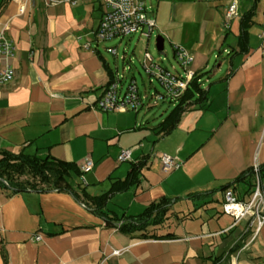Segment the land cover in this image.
Returning a JSON list of instances; mask_svg holds the SVG:
<instances>
[{
	"label": "crops",
	"instance_id": "1",
	"mask_svg": "<svg viewBox=\"0 0 264 264\" xmlns=\"http://www.w3.org/2000/svg\"><path fill=\"white\" fill-rule=\"evenodd\" d=\"M231 1L157 0L149 6L158 33L173 48L192 52L194 70L215 75L203 103L190 106L172 132L158 137L160 122L142 113L151 103L125 112L95 106L111 73L119 77L95 38L103 0H0V30L7 26L16 46L9 58L15 76L0 85V149L80 167L90 158L93 167L73 185L78 178L92 195L147 159L140 181L117 193H124L121 201L126 197L125 216L177 199L165 222L152 228L169 235L138 238L108 226L68 191L10 193L0 187V264H264V227L223 211L226 189L240 199L251 194L245 182L228 184L264 165V0H239L238 15L225 27ZM252 8L242 51V20ZM225 53L217 68L210 66L212 56ZM127 148L131 159L120 162ZM164 152L183 165L164 172Z\"/></svg>",
	"mask_w": 264,
	"mask_h": 264
},
{
	"label": "built area",
	"instance_id": "2",
	"mask_svg": "<svg viewBox=\"0 0 264 264\" xmlns=\"http://www.w3.org/2000/svg\"><path fill=\"white\" fill-rule=\"evenodd\" d=\"M51 3H57L58 0H49ZM71 1V0H68ZM239 0H232L227 8L225 16V27H229L231 21L238 15ZM150 7L146 0H103V13L99 27L95 32V38L98 42L123 38L133 34H140L148 40L157 31L158 25L156 19L149 16ZM26 6L20 7L23 14ZM264 27V26H263ZM7 26L0 30V85L10 82L15 76V70L9 63V58L14 55L16 46L12 40L7 38L5 32ZM264 37V29L261 33ZM108 51L117 54V48L108 47ZM174 56L180 64L181 72H172L167 67L157 63L149 51H146L143 64L151 77H156L165 89V93L156 91L154 94L156 100H165L170 98L172 102H177L186 92L191 81L197 73L192 68L194 55L190 50L182 46L174 47ZM121 79L116 77L104 90L96 107L103 110H117L125 112L129 109H138L143 105L148 96H143L139 92L136 81H132L125 92L121 90ZM155 100V101H156ZM131 149H123L119 154V161L124 162L131 159ZM162 170L172 172L183 165L178 156L167 152L160 154ZM93 161L88 158L82 165V170L86 171L93 167ZM256 172L259 165L253 166ZM255 187L247 199H240L234 189L228 188L224 193L223 211L232 216L236 221L244 218H251L256 223L257 229L264 227V181L256 176ZM37 239L41 235L36 236ZM123 250H114V254H121Z\"/></svg>",
	"mask_w": 264,
	"mask_h": 264
},
{
	"label": "trees",
	"instance_id": "3",
	"mask_svg": "<svg viewBox=\"0 0 264 264\" xmlns=\"http://www.w3.org/2000/svg\"><path fill=\"white\" fill-rule=\"evenodd\" d=\"M253 14L254 9L252 8L242 20L239 36L242 51H246L248 48L249 27L252 23ZM207 73L209 71H197L185 94L175 103L165 119L157 125L156 135L158 137L172 132L177 127L182 114L190 106L203 103L206 99L207 90L203 88L202 81ZM114 80L115 74L112 72L108 85ZM146 163L147 159L133 164L125 179H111V186L106 192L92 195L86 190L82 182H76V186L73 185L74 179L84 173L76 163L66 162L51 156L41 157L24 151L15 153L0 149V187L7 189L10 193L27 190L39 192L68 191L90 211L100 216L108 226L116 227L126 235L138 238L166 237L169 234L157 235L152 228L165 222L169 208L177 199L163 198L159 202L151 203L137 215L119 216L108 209V203L113 195L128 190L140 181V175ZM257 174L263 182L264 165H259L258 172L253 166L245 170L228 186L237 182H245L250 187L247 192H253ZM3 257L7 261L4 251Z\"/></svg>",
	"mask_w": 264,
	"mask_h": 264
},
{
	"label": "rangeland",
	"instance_id": "4",
	"mask_svg": "<svg viewBox=\"0 0 264 264\" xmlns=\"http://www.w3.org/2000/svg\"><path fill=\"white\" fill-rule=\"evenodd\" d=\"M156 2L157 0H146L147 6H156ZM149 15L151 16V13ZM158 35L159 33L156 31L148 40L147 38H144L140 34L136 33L133 35L124 36L123 38H115L100 42V47L104 55L110 60L113 68L115 70L118 69L117 72L119 74V78L122 80L120 84L122 85L121 90L125 92L129 84L132 81H136L140 94L143 96H148L144 101L146 104L151 103L153 106H151V108L145 109L146 111L142 110V113L148 115L151 123L155 125L165 119V117L175 106V102H172L170 98H166L165 100L155 99L154 94L157 90L161 93H165L166 91L159 80L156 79V77H152L153 81L150 82L151 77L147 73L143 64L146 51L150 52L157 63L167 67L172 72L182 71L179 62L174 56V48L168 38L165 37L164 52L161 53L158 51L156 46V39ZM112 46L117 48V54L108 51L107 47ZM215 53L218 54V48ZM227 56V53H225L224 57H221L220 59L212 56L210 66L217 68V65L227 58ZM211 72L205 74L203 77L202 85L205 89L210 85L209 80L214 79L215 77V75H213ZM213 82L214 80L212 83ZM77 181L80 180L77 178L75 182ZM122 194L124 193L115 194L108 203L109 209L117 212L119 216H123V213L126 212L128 207L125 206V201H127L126 197H122L121 201L120 196H122ZM171 207L169 208L167 215L169 214ZM217 209H222V204L219 202H217ZM196 211H201V208Z\"/></svg>",
	"mask_w": 264,
	"mask_h": 264
},
{
	"label": "water",
	"instance_id": "5",
	"mask_svg": "<svg viewBox=\"0 0 264 264\" xmlns=\"http://www.w3.org/2000/svg\"><path fill=\"white\" fill-rule=\"evenodd\" d=\"M156 46L159 52L163 53L165 48V37L159 34L156 39Z\"/></svg>",
	"mask_w": 264,
	"mask_h": 264
}]
</instances>
